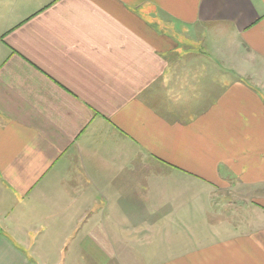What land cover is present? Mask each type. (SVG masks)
Wrapping results in <instances>:
<instances>
[{
  "label": "crops",
  "instance_id": "crops-1",
  "mask_svg": "<svg viewBox=\"0 0 264 264\" xmlns=\"http://www.w3.org/2000/svg\"><path fill=\"white\" fill-rule=\"evenodd\" d=\"M0 264H264V0H0Z\"/></svg>",
  "mask_w": 264,
  "mask_h": 264
}]
</instances>
